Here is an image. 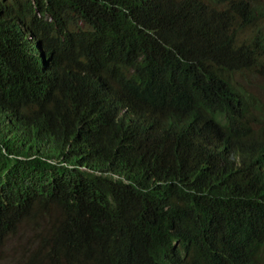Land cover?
<instances>
[{
  "label": "trees",
  "instance_id": "obj_1",
  "mask_svg": "<svg viewBox=\"0 0 264 264\" xmlns=\"http://www.w3.org/2000/svg\"><path fill=\"white\" fill-rule=\"evenodd\" d=\"M29 229L17 264H264V0H0V250Z\"/></svg>",
  "mask_w": 264,
  "mask_h": 264
},
{
  "label": "rangeland",
  "instance_id": "obj_2",
  "mask_svg": "<svg viewBox=\"0 0 264 264\" xmlns=\"http://www.w3.org/2000/svg\"><path fill=\"white\" fill-rule=\"evenodd\" d=\"M254 81L259 82L257 78H255ZM256 89L261 90L259 85L252 84V90L256 91ZM32 234V230L29 229L19 237H15L9 241L3 249L0 250V264H17L19 257L23 255V247L29 246Z\"/></svg>",
  "mask_w": 264,
  "mask_h": 264
}]
</instances>
